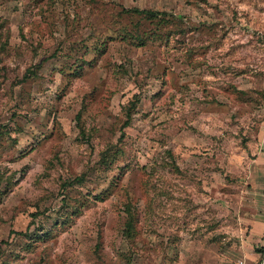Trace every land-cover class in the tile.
I'll list each match as a JSON object with an SVG mask.
<instances>
[{"label": "rangeland", "instance_id": "obj_1", "mask_svg": "<svg viewBox=\"0 0 264 264\" xmlns=\"http://www.w3.org/2000/svg\"><path fill=\"white\" fill-rule=\"evenodd\" d=\"M263 142L264 0H0V264H262Z\"/></svg>", "mask_w": 264, "mask_h": 264}, {"label": "crops", "instance_id": "obj_2", "mask_svg": "<svg viewBox=\"0 0 264 264\" xmlns=\"http://www.w3.org/2000/svg\"><path fill=\"white\" fill-rule=\"evenodd\" d=\"M264 145V142H263ZM264 158V152L262 153ZM259 161V156L255 161ZM259 163V162H256ZM250 180L253 184V199L255 200L253 208L257 209L258 216H255V219L253 220H264V204H262L261 201L263 200L264 193L261 192V187H264V169L259 170V164H254L250 171ZM262 191H264L262 189ZM262 196H259L261 195ZM252 199V198H251Z\"/></svg>", "mask_w": 264, "mask_h": 264}, {"label": "trees", "instance_id": "obj_3", "mask_svg": "<svg viewBox=\"0 0 264 264\" xmlns=\"http://www.w3.org/2000/svg\"><path fill=\"white\" fill-rule=\"evenodd\" d=\"M133 12H137L139 14H143L146 17L149 18H155L156 15H158L157 12L154 11H150V10H139V9H134L132 10ZM130 125V120L127 121L126 126ZM78 180V179H77ZM76 181V180H75ZM81 181V180H80ZM71 185V184H69ZM126 230L128 231V234H132V232L134 231V223L133 220H129L128 223L126 224ZM129 236V235H127ZM260 253L262 254V256L264 255V249L260 250Z\"/></svg>", "mask_w": 264, "mask_h": 264}, {"label": "built area", "instance_id": "obj_4", "mask_svg": "<svg viewBox=\"0 0 264 264\" xmlns=\"http://www.w3.org/2000/svg\"><path fill=\"white\" fill-rule=\"evenodd\" d=\"M262 264H264V261H263V263Z\"/></svg>", "mask_w": 264, "mask_h": 264}]
</instances>
